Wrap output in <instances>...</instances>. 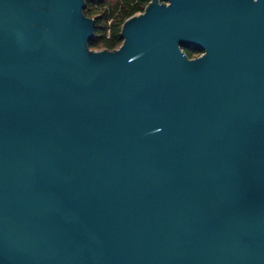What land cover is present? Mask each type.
<instances>
[{
  "label": "water",
  "instance_id": "95a60500",
  "mask_svg": "<svg viewBox=\"0 0 264 264\" xmlns=\"http://www.w3.org/2000/svg\"><path fill=\"white\" fill-rule=\"evenodd\" d=\"M85 8L0 0V264H264V0Z\"/></svg>",
  "mask_w": 264,
  "mask_h": 264
},
{
  "label": "trees",
  "instance_id": "16d2710c",
  "mask_svg": "<svg viewBox=\"0 0 264 264\" xmlns=\"http://www.w3.org/2000/svg\"><path fill=\"white\" fill-rule=\"evenodd\" d=\"M151 0H86L85 13L95 19V37L91 49L114 50L121 46L124 22L145 10ZM190 58L191 52L186 51Z\"/></svg>",
  "mask_w": 264,
  "mask_h": 264
},
{
  "label": "flooded vegetation",
  "instance_id": "af4514ba",
  "mask_svg": "<svg viewBox=\"0 0 264 264\" xmlns=\"http://www.w3.org/2000/svg\"><path fill=\"white\" fill-rule=\"evenodd\" d=\"M185 51L191 52L193 55V58L200 57L205 53L204 49L201 48H186L184 47Z\"/></svg>",
  "mask_w": 264,
  "mask_h": 264
},
{
  "label": "rangeland",
  "instance_id": "374dc122",
  "mask_svg": "<svg viewBox=\"0 0 264 264\" xmlns=\"http://www.w3.org/2000/svg\"><path fill=\"white\" fill-rule=\"evenodd\" d=\"M96 51H100V50H104V49H101V48H99V49H95Z\"/></svg>",
  "mask_w": 264,
  "mask_h": 264
}]
</instances>
